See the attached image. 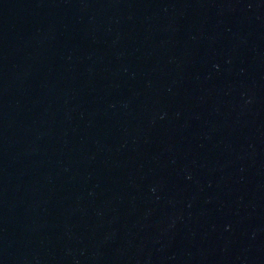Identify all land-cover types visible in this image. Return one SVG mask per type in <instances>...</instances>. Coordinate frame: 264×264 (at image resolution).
Masks as SVG:
<instances>
[{"label": "water", "instance_id": "water-1", "mask_svg": "<svg viewBox=\"0 0 264 264\" xmlns=\"http://www.w3.org/2000/svg\"><path fill=\"white\" fill-rule=\"evenodd\" d=\"M0 264H264V0H0Z\"/></svg>", "mask_w": 264, "mask_h": 264}]
</instances>
